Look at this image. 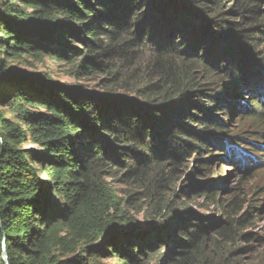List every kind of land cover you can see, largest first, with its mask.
I'll return each instance as SVG.
<instances>
[{
  "label": "trees",
  "instance_id": "16d2710c",
  "mask_svg": "<svg viewBox=\"0 0 264 264\" xmlns=\"http://www.w3.org/2000/svg\"><path fill=\"white\" fill-rule=\"evenodd\" d=\"M21 54L106 92L2 64ZM260 74L264 0H0V264L3 246L8 264H254L239 243L252 211L208 185L195 195L221 210L212 220L175 184L208 148L255 165L214 111L241 113L247 96L263 126Z\"/></svg>",
  "mask_w": 264,
  "mask_h": 264
},
{
  "label": "rangeland",
  "instance_id": "374dc122",
  "mask_svg": "<svg viewBox=\"0 0 264 264\" xmlns=\"http://www.w3.org/2000/svg\"><path fill=\"white\" fill-rule=\"evenodd\" d=\"M231 50L230 52L232 53L233 51ZM2 59L4 67L18 75L32 74L59 84H66L70 87H81L89 92L98 94L106 92L100 85L101 76L92 74L74 77L68 74L67 67L64 64L56 61L44 58L43 62H40L23 54L10 59L2 57ZM253 63H256V61L254 60ZM259 77L264 81V74H260L256 78ZM252 78L250 77L249 79ZM262 85L261 83L260 87ZM117 95L126 96L127 94L125 91L119 90ZM256 95L260 94L256 93ZM245 99L249 98L245 96ZM245 99L241 101L243 104H245ZM241 102H239L238 106L235 105V108H240L241 113L237 112L239 109H234L236 111L234 113L226 112V110H223L225 112L221 113V111L215 110L214 113L217 115L214 118L221 120L224 125V132L220 133V135H223L225 138L236 136L241 141L239 149H244L250 155H256L255 165L249 164V167L244 168L242 166H246V164L241 167L240 165L238 167L235 166L234 162H231L234 160L232 159V150L226 147L220 152L222 156L215 148H208L211 149L209 152L204 149L199 153H193L184 162L181 168L182 173L179 175V180L175 184V187L180 189L188 187L190 194L188 196L180 195H183L182 198L194 195L195 199L189 202L191 211L206 217L212 216V220H219L220 217L223 218L221 210L214 204L209 203L208 200L195 195L198 189H205L208 185H213L218 192L215 199L221 200L225 204L231 200H235L236 206L241 209L240 212L250 209L253 213V218L249 226L243 229V231L250 233L252 239L248 240V242L239 243L249 247L247 257L251 256L254 264H264V124L263 126L259 125V128H255L253 114H256V111H251L253 114H249L248 107H243ZM1 109L6 111L5 107ZM195 111L196 109L191 112L195 114ZM11 116V114H7L8 118H11ZM22 146L24 148H34V144L29 140H25ZM254 147L255 150H251ZM214 154L216 155L214 156ZM117 189H125V187L117 184ZM235 212L237 211L234 208L232 213ZM130 214L135 216L136 230L150 227L149 223L145 222V218L141 212L136 215L131 210ZM240 240L243 239L240 238ZM104 262L116 263L113 258H106Z\"/></svg>",
  "mask_w": 264,
  "mask_h": 264
},
{
  "label": "water",
  "instance_id": "95a60500",
  "mask_svg": "<svg viewBox=\"0 0 264 264\" xmlns=\"http://www.w3.org/2000/svg\"><path fill=\"white\" fill-rule=\"evenodd\" d=\"M99 98L103 99L102 96H100ZM0 228H1V224H0ZM2 260H3L4 264H8V258H7V254L4 250V246H3V251H2Z\"/></svg>",
  "mask_w": 264,
  "mask_h": 264
}]
</instances>
